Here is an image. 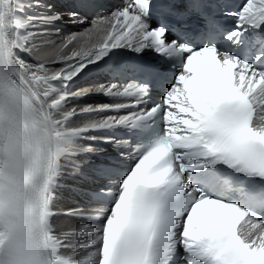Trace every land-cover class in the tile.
Here are the masks:
<instances>
[{
    "label": "snow or ice",
    "instance_id": "snow-or-ice-1",
    "mask_svg": "<svg viewBox=\"0 0 264 264\" xmlns=\"http://www.w3.org/2000/svg\"><path fill=\"white\" fill-rule=\"evenodd\" d=\"M96 7L0 0V264H264V0Z\"/></svg>",
    "mask_w": 264,
    "mask_h": 264
},
{
    "label": "bare ground",
    "instance_id": "bare-ground-1",
    "mask_svg": "<svg viewBox=\"0 0 264 264\" xmlns=\"http://www.w3.org/2000/svg\"><path fill=\"white\" fill-rule=\"evenodd\" d=\"M55 2L57 3V5L59 7H64V5H65V0H55ZM58 27L60 29L59 34L58 35L56 33L51 34V36L49 37L50 39L59 40V39H62L64 35L68 34L69 31L78 32L81 30L79 27H76L74 25L61 24ZM101 79L102 78H97V79H93V80H79L76 83V85L73 86V90H76L79 88L89 87L90 85L100 81ZM114 102H116V101H113L111 98H108L105 96H88V97H84L81 100L76 101L73 106L82 107L86 104L97 105V104L114 103ZM103 115H115V113H105ZM95 134H97V135H113L114 138L117 139L115 137V133H95ZM113 147L109 146L108 151L114 152L116 149H115V147L114 148ZM71 183H75L78 185L79 182L78 181L73 182L71 180H68L63 185V187L61 188V190L57 194V200H56L57 211L65 212L70 207H91V206H94V205H90L88 201H85L80 195H78L77 191L75 190L77 188V185H73ZM65 185H68V190H70L71 193L67 190ZM80 223H81V221L74 220L72 218H69V217H66L63 215L55 218V224H56L57 228L63 229L66 231L72 230V227L74 225L80 224Z\"/></svg>",
    "mask_w": 264,
    "mask_h": 264
},
{
    "label": "rangeland",
    "instance_id": "rangeland-1",
    "mask_svg": "<svg viewBox=\"0 0 264 264\" xmlns=\"http://www.w3.org/2000/svg\"><path fill=\"white\" fill-rule=\"evenodd\" d=\"M113 147V146H112ZM114 148V147H113ZM71 184H73V185H77V184H75V183H71ZM70 184V185H71ZM66 186V188H67V190H68V185H65ZM69 192H70V190H68ZM71 193V192H70ZM78 205V204H77Z\"/></svg>",
    "mask_w": 264,
    "mask_h": 264
}]
</instances>
